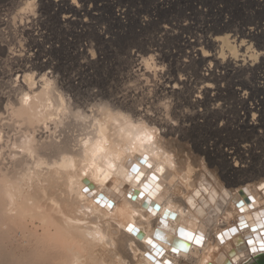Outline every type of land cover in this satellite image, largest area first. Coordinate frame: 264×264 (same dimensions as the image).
<instances>
[{
    "label": "bare ground",
    "instance_id": "obj_1",
    "mask_svg": "<svg viewBox=\"0 0 264 264\" xmlns=\"http://www.w3.org/2000/svg\"><path fill=\"white\" fill-rule=\"evenodd\" d=\"M68 1L69 8L79 15L82 5L78 0L79 6ZM53 2L58 4V0ZM24 4L23 12L29 0ZM116 13L122 20L123 13ZM71 18L66 15L63 21ZM222 43L235 52L228 38ZM47 62L34 65L43 68L38 73L33 66L23 69L21 85L17 81L7 99L1 101L0 264H60L81 259L97 264H259L264 253L253 255L251 246L258 248L264 242V191L259 188L264 182V98L255 102L242 91L228 92L220 84L221 78L167 80L164 97L172 98V108L182 107L177 114L179 130L171 129L168 135L176 132V139L190 146L188 150L196 159L204 161L200 172L189 174L172 152L162 150L159 137L165 133H157L153 144L143 143L136 139L141 129L130 126L135 121L122 120L115 112L88 114L93 117L88 123L94 126L84 137L87 147L81 140L71 147L65 145V151H53L44 137L62 121L68 123V117L58 111L61 97L81 96L89 89L75 92L78 83L68 78L66 84L71 90H62L56 75H51L53 71L43 72L51 64ZM45 73L47 80L41 79ZM47 81H52L51 86H46ZM195 84L200 86L192 87ZM25 95L30 97L27 103L23 101ZM53 115L61 120H51ZM45 123L49 125L47 132ZM132 144L135 151L125 153ZM118 154L119 160L114 159ZM145 155L153 165L151 169L143 161ZM84 157L95 164L89 170L95 191L89 193L83 192L80 182L83 171L79 161ZM110 163L119 165L116 172L109 169ZM131 163L140 169V183L133 180L128 184L124 179L131 175L126 166ZM158 167H163L164 173ZM105 174L117 181L111 188ZM152 174L158 177L160 190L150 180ZM240 182H245L244 187L254 197L243 206L232 202L240 189L224 195L228 186ZM144 184L149 185L153 196L145 193L130 200L124 192L125 187L139 192ZM98 196L117 206L110 211L95 202ZM129 225L138 231L128 233L125 229ZM154 229H159L161 238ZM180 230L203 235L205 246L200 248L184 239ZM221 232L226 233L223 244L214 238ZM181 244L188 250L180 248Z\"/></svg>",
    "mask_w": 264,
    "mask_h": 264
},
{
    "label": "rangeland",
    "instance_id": "obj_2",
    "mask_svg": "<svg viewBox=\"0 0 264 264\" xmlns=\"http://www.w3.org/2000/svg\"><path fill=\"white\" fill-rule=\"evenodd\" d=\"M25 1L0 0V108L11 87L21 85L15 77L23 69H43L35 64L49 60L43 72L53 71L66 92L71 90L68 78L78 83L77 93L111 91L117 79L121 86L133 82L129 75L139 79L130 65L135 62L144 71L145 53L154 56V65L145 72L149 79L140 83L151 89V99L164 97L167 80L205 77L221 78L228 92L242 91L251 101L264 98V56L259 55L264 52V0H78L79 15L68 0H58V6L54 0H37L34 14L21 10ZM116 11L123 13L122 20ZM66 15L72 20L64 22ZM226 38L234 53L223 45ZM202 49L213 55L202 58Z\"/></svg>",
    "mask_w": 264,
    "mask_h": 264
},
{
    "label": "snow or ice",
    "instance_id": "obj_3",
    "mask_svg": "<svg viewBox=\"0 0 264 264\" xmlns=\"http://www.w3.org/2000/svg\"><path fill=\"white\" fill-rule=\"evenodd\" d=\"M73 4H77V0H72ZM35 4V0H29V5L24 11L29 12V14H34L35 9L32 5ZM77 6H79L77 4ZM217 40L221 39L216 37ZM203 51L204 56H211L213 53L209 51ZM136 49H131V53L134 54ZM23 55V53H19ZM13 55H16L13 52ZM259 55L264 56V52L259 53ZM255 61V56L250 57ZM154 61V57L147 56L145 53V58H143L140 63L144 69L141 71V68L136 66V63L133 62L130 65L132 72H135L139 79L133 78L129 75V79L132 80V83L128 81H123L121 86V80L117 79L114 85L111 88V91L108 90H89L86 94L77 96L72 95H63L60 99V108L59 112L64 113L68 117V123L65 124L63 121L57 125L55 130L48 132V135L44 137L46 145L49 146L53 151H65V145L71 147L73 143H78L83 141L85 147L88 145V140L85 139L86 132L91 130L94 125H90L88 122L93 119L92 116H89V113H109L115 112L116 115L127 122L135 121V123H130L131 127L141 129V135L137 136V140H140L143 143L153 144L157 142V133L163 132L164 136L159 137V142H162V150H167L172 152L174 156L177 157L179 164L182 167H187L189 169V174L192 171L200 172L201 166H203L204 161L198 160L195 158V154L190 152L188 149L190 146L184 145L182 142L176 139V132H173L172 135H168V132L171 129L179 130L180 119L176 115V109L172 108L171 102L167 99L157 97L156 99H150L151 89L145 87L141 84V80H148L149 77L145 76V72L151 73V65ZM247 63V61H245ZM48 73H45L41 79L47 80ZM16 80H21L20 76L15 77ZM31 79V77H28ZM52 81H47L46 86H51ZM142 92V95H135V92ZM59 95V93H58ZM30 97L25 95L23 97L24 103H27ZM159 100L160 102H157ZM53 121H60L61 117L59 115H53L50 117ZM75 123H72V122ZM98 123V121H97ZM44 128H49V125L45 123ZM135 144L129 145L124 149V152H134ZM187 157L185 160L184 158ZM119 154L114 158L119 160ZM143 161L147 164L148 168L151 169L153 165L149 163L148 156L143 157ZM129 169L131 175H126L124 177L125 181L128 184H131L133 180L136 183H140L142 180V174L139 167L136 163H131L126 165ZM119 165L117 163H110L109 169L112 172H116ZM172 167H176L175 164ZM236 167H240V161H236ZM160 173H164L165 169L163 167H158L157 169ZM204 172L207 173V169H204ZM150 180L156 183V189L160 190L158 183V177L155 174L150 176ZM105 181L109 188L117 181L112 180L110 176L105 174ZM83 185V192L89 193L95 191L94 185H92L91 180L89 179V173L87 171L83 172V175L80 180ZM245 182H240L239 184H234L228 186L227 190L224 192V195L227 196L234 189H240L237 195L232 197V202L234 204L243 206L244 203L252 202L254 197H252L247 189L244 187ZM259 188L264 190V182L259 184ZM124 192L127 194V197L132 200L137 196H143L145 193L148 196H153L154 193L149 190V185L144 184L143 189L139 192L133 191L128 187L124 188ZM97 204H103L110 211L114 209L117 205L111 201H108L103 196H98L95 198ZM148 204H151V201H147ZM179 203V201H178ZM191 203V201H189ZM144 207V203L141 204V208ZM148 211L151 212L152 208L149 207ZM157 222L163 223L162 220L157 218ZM125 231L132 233L138 231L134 226L129 225ZM230 232H234L235 229H229ZM154 234L160 237L159 229H154ZM181 236L186 240L194 241L195 244L203 248L205 246V237L203 235H193L192 233L184 232L180 230ZM226 233L221 232L219 236L214 237L221 244L224 243V236ZM149 244L152 243L151 240L148 241ZM180 248H183L185 251L188 250L187 245L181 244ZM259 251L264 253V242H262L259 247L251 246V253L255 255ZM249 264V262H245Z\"/></svg>",
    "mask_w": 264,
    "mask_h": 264
},
{
    "label": "clouds",
    "instance_id": "obj_4",
    "mask_svg": "<svg viewBox=\"0 0 264 264\" xmlns=\"http://www.w3.org/2000/svg\"><path fill=\"white\" fill-rule=\"evenodd\" d=\"M36 2H37V0H35V4H36ZM0 118H2V115H0ZM44 131L47 132L48 129L45 128ZM79 162H80V170H82L83 172L87 171L89 173V170L95 167V164L86 157H84ZM108 167H109V165H108ZM262 191H264V190H262ZM117 261H119V257H117ZM60 264H97V262L94 260L81 259L80 261H77V262H73L71 260H64V261H61ZM100 264H102V262H100ZM120 264H125V262H120Z\"/></svg>",
    "mask_w": 264,
    "mask_h": 264
},
{
    "label": "water",
    "instance_id": "obj_5",
    "mask_svg": "<svg viewBox=\"0 0 264 264\" xmlns=\"http://www.w3.org/2000/svg\"><path fill=\"white\" fill-rule=\"evenodd\" d=\"M166 264H169L168 262H166ZM259 264H264V256L261 258Z\"/></svg>",
    "mask_w": 264,
    "mask_h": 264
}]
</instances>
